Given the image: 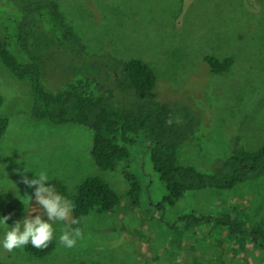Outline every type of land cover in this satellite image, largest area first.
<instances>
[{
    "label": "rangeland",
    "instance_id": "rangeland-1",
    "mask_svg": "<svg viewBox=\"0 0 264 264\" xmlns=\"http://www.w3.org/2000/svg\"><path fill=\"white\" fill-rule=\"evenodd\" d=\"M56 1L86 56L143 60L156 75L159 101L187 103L202 116L198 139L177 150L180 164L211 173L235 150L252 152L264 144V0ZM20 14L17 0H0V39L26 61L18 30L5 28H13ZM76 50L59 42L45 48L47 89L98 69ZM206 56L231 62L213 72ZM0 91V115L9 120L0 136V215H9L6 223L38 210L31 199L35 186L22 177L40 171L49 181H61L69 196L86 177L100 176L119 197L113 210L90 211L74 226L70 199L53 187L70 207L66 220L51 222L54 249L43 256L25 251V245L0 249L3 264H264V172L232 188L188 190L174 204L163 203L166 189L143 132L127 159L102 169L90 155L92 129L33 118L30 80L17 78L1 61ZM125 173L140 185L137 204L128 197ZM75 228L81 235L65 248L59 236Z\"/></svg>",
    "mask_w": 264,
    "mask_h": 264
},
{
    "label": "trees",
    "instance_id": "trees-1",
    "mask_svg": "<svg viewBox=\"0 0 264 264\" xmlns=\"http://www.w3.org/2000/svg\"><path fill=\"white\" fill-rule=\"evenodd\" d=\"M17 2L20 17H14L13 28H5L18 30L15 35L19 52L26 61H20L2 39L0 61L17 78L30 80L34 93L33 118L48 119L56 124L76 123L92 129L90 155L99 167L112 169L116 161L127 159L130 147L143 132L151 143L149 157L153 170L166 189L163 203L174 204L188 190L232 188L264 172V144L252 152L235 150L211 173L180 164L178 148L185 142L196 141L202 125V116L193 107L179 101H159L154 91L156 75L141 59L124 60L115 56L92 59L86 56L83 42L76 29L66 21L56 0ZM54 42L80 47V52L76 51L98 69L93 67V73L88 69L83 77L65 82L58 90L47 89L42 80L47 58L45 48ZM108 58L110 62L104 64ZM204 61L213 72L226 70L231 62L229 57L219 60L211 56H206ZM94 81L98 84L97 89ZM108 86L105 92L104 87ZM3 102L0 91V109ZM8 124V118L0 115V136L6 132ZM125 176L130 183L128 197L137 204L140 185L133 175L125 173ZM49 184L56 187L61 196L70 199L74 226H78L90 211L109 212L119 202L115 190L100 176L86 177L72 196L61 181L52 180ZM55 244L53 238L44 248L28 244L24 249L43 256L51 252Z\"/></svg>",
    "mask_w": 264,
    "mask_h": 264
},
{
    "label": "clouds",
    "instance_id": "clouds-1",
    "mask_svg": "<svg viewBox=\"0 0 264 264\" xmlns=\"http://www.w3.org/2000/svg\"><path fill=\"white\" fill-rule=\"evenodd\" d=\"M48 181L49 176L44 171L34 173L31 178L22 177L25 185L30 188L35 186L31 199L35 200L38 210L28 212L23 218L13 221L11 225L6 223L9 215H0V228L3 229L0 232V249L11 252L14 248L28 244L34 248H44L53 239L51 222L66 220L70 207L53 190ZM32 212H35V215H32ZM80 235L79 228L72 229L70 232L64 231L59 236V242L65 248H72Z\"/></svg>",
    "mask_w": 264,
    "mask_h": 264
}]
</instances>
